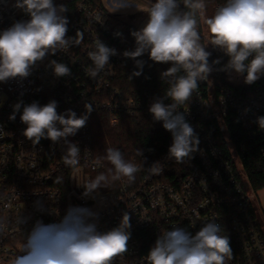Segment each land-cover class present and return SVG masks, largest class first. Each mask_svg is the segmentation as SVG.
Here are the masks:
<instances>
[{"label":"built area","instance_id":"built-area-1","mask_svg":"<svg viewBox=\"0 0 264 264\" xmlns=\"http://www.w3.org/2000/svg\"><path fill=\"white\" fill-rule=\"evenodd\" d=\"M15 4L16 0H0V33L21 21L24 11ZM78 30L83 33L78 46L46 55L27 78L0 82V264H13L37 221L58 223L69 206L97 213L92 222L100 233L118 227L122 215L129 214L127 251L115 256L112 264H149L148 253L155 244L150 236L158 238L176 227L195 235L212 221L229 237L233 257L228 264H264V186H253L244 164L253 142L261 145L264 159V130L256 123L264 116V76L246 84V73L222 71L229 57L210 44V36L206 43L212 71L206 81L198 82L201 87L190 102L177 105L198 134L199 150L186 163L169 160L173 140L166 131V143L156 142L143 156L132 158L141 169L133 182L121 178L118 189L99 190L93 199L83 196V186L106 166L94 155L96 115L111 128L118 127L123 117L155 121L149 107L165 95H129L115 85L127 60L124 28L95 0L76 3L66 36L74 37ZM97 38L118 54L92 78L88 72L94 65L88 53L95 50ZM51 60L65 63L71 75L56 77L49 67ZM216 60L220 63H213ZM52 100L58 114L71 110L77 117L88 115L86 125L67 138L80 149L75 167L64 163L63 140L54 144L41 139L33 144L23 135L27 127L20 120L23 106L32 102L44 106ZM20 101L15 120L9 119ZM164 103L173 101L164 99ZM85 104L92 105L91 113ZM155 157L163 164L159 174L148 171Z\"/></svg>","mask_w":264,"mask_h":264},{"label":"clouds","instance_id":"clouds-1","mask_svg":"<svg viewBox=\"0 0 264 264\" xmlns=\"http://www.w3.org/2000/svg\"><path fill=\"white\" fill-rule=\"evenodd\" d=\"M183 5L188 11L179 10L180 0H155L145 26L131 33L135 49L123 52V56L133 59L140 69L133 71L130 78L142 74L144 61L137 58L145 53L153 62L172 65L160 74L171 78L170 87L163 99L157 98L150 105L149 111L153 119L162 122L163 128L172 134L168 159L176 163H186L191 154L199 150L200 143L184 113L177 111V104L187 101L198 82L206 81L212 71L208 59L211 53L200 43L197 31L196 16L197 13L203 15V0H183ZM15 7L22 9L30 19L16 22L0 33V82L27 78L30 69L46 55L66 52L83 40L79 30L74 37L66 36L69 21L64 15L68 10L65 5H55L53 0H16ZM204 22L211 36L210 44L229 57L222 71L246 73V84L264 76V0H226ZM117 54L115 48L97 38L95 50L88 53L94 65L89 69V76L96 78L110 64V57ZM49 67L56 77L71 75V69L63 62L51 60ZM181 71L185 74L177 75ZM168 98L173 103L165 104L164 99ZM22 104L20 101L14 106L9 119L15 120ZM56 109L55 100L44 106L38 102L24 105L20 120L27 127L23 135L33 144H39L41 139H49L54 144L63 140L66 145L64 163L75 167L79 164L80 149L67 138L86 125L88 115L77 117L71 110L58 114ZM85 109L91 113L92 105L85 104ZM256 123L264 130V116L258 117ZM106 153L112 167L107 174L101 173L89 180L83 186V196L94 199L110 181L127 178L133 182L135 174L141 170L126 161L118 149L108 148ZM138 154L143 156L142 150L138 149ZM148 171L159 174L163 164L156 161ZM97 215L87 207L69 206L58 223L44 225L37 221L22 247L23 255L17 256L13 264H112L115 256L127 251L130 216L125 212L118 227L100 233L92 222ZM232 257L229 237L221 234V226L215 221L205 223L195 235L176 227L159 236L148 253L149 264H228Z\"/></svg>","mask_w":264,"mask_h":264},{"label":"trees","instance_id":"trees-1","mask_svg":"<svg viewBox=\"0 0 264 264\" xmlns=\"http://www.w3.org/2000/svg\"><path fill=\"white\" fill-rule=\"evenodd\" d=\"M54 1V0H53ZM97 4H101V0H95ZM154 3L155 0H149ZM78 0H64L62 5L67 7V11L64 15L67 17L69 27L71 17ZM209 8V17L213 16L218 5L223 4V0H207ZM181 11H188L184 8L183 0H180ZM30 17L23 12L21 21H28ZM197 30L201 29L200 15L197 13ZM124 37L126 40L128 51L135 49V39L131 35L133 31H138L139 27L132 23L123 24ZM199 33V32H198ZM144 61V67L142 69V74L138 77L130 78L133 71H139L136 68L135 61L131 58H127L126 62L120 67L118 78L115 85L126 94H151V95H166L168 88L170 87L169 80L171 78L161 77L160 74L171 67V63H156L153 62L148 53L143 54L138 57ZM183 71L179 72L177 75H184ZM201 85L198 83V87L193 91L191 97L185 101L183 104H177L183 106L193 99L194 93L199 89ZM170 99V98H168ZM236 126V125H234ZM167 130L162 126V122L152 121V120H139L132 119L128 117H123L118 127L111 128L107 121H102L96 115V120L93 124V149L95 158L98 160H106L107 165L101 171H97L94 178L101 174H107V170L112 167L109 161L106 159V150L108 148L118 149L126 161L132 160V158H138V149L142 150L143 153L148 152V150L155 145L156 142H167ZM241 137V136H240ZM239 140L236 139V141ZM250 146L252 150L249 152L247 158L244 160V164L249 173L252 184L255 188H260L264 186V159L261 156L260 148L261 145L257 142L251 143ZM157 157L153 158L151 161L155 162ZM105 162V161H104ZM106 164V163H105ZM119 187V180L110 181L105 188L100 190H116ZM157 237L150 236L149 241L155 242ZM26 242V241H25ZM24 242V244H25ZM20 255H23L21 252Z\"/></svg>","mask_w":264,"mask_h":264},{"label":"rangeland","instance_id":"rangeland-1","mask_svg":"<svg viewBox=\"0 0 264 264\" xmlns=\"http://www.w3.org/2000/svg\"><path fill=\"white\" fill-rule=\"evenodd\" d=\"M63 1L64 0H54L53 3L55 5H62L63 4ZM107 1H109V0H105V3L106 4H107ZM111 1L113 2L114 0H111ZM124 2L136 3V4L139 5V7L138 8H132L130 6H126V3H124ZM203 3L205 5V8L203 10V15H201L199 13V15H200V21H201V29L200 30H197V31L199 32V35L201 37L200 43L203 46L206 47L205 48L206 51H209L208 50L207 43H206V40L210 37V33L208 32L207 25L204 22L205 19L209 17V8L207 7L208 6L207 0H203ZM115 4H117L118 7H121V8H124L125 7L124 8L125 11H127V12L129 11L130 13L140 14V12H144V11L147 12L146 19L145 20H141V22H140L141 23L140 24L141 26L139 27V30H140V29H142L145 26V24L147 23V21L149 19L148 11H149V9H150V7L152 6L153 3L150 2L149 0H147L146 2H144L143 0H117L115 2ZM104 161H105V163L107 165V161L106 160H104Z\"/></svg>","mask_w":264,"mask_h":264},{"label":"crops","instance_id":"crops-1","mask_svg":"<svg viewBox=\"0 0 264 264\" xmlns=\"http://www.w3.org/2000/svg\"><path fill=\"white\" fill-rule=\"evenodd\" d=\"M117 0H114L113 2L111 0L107 1V4L105 3V0H101L102 6L108 10L111 17L115 20L116 23L119 25H123L126 23H132L140 27L141 20H145L147 17V12H140V14H134L130 13L129 11H125V7L121 8L118 7L117 4H115ZM125 3V2H124ZM127 3V2H126ZM127 6V5H126ZM140 18V19H139Z\"/></svg>","mask_w":264,"mask_h":264}]
</instances>
